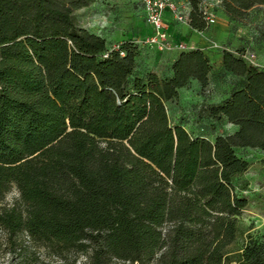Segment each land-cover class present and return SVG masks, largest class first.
<instances>
[{
  "label": "trees",
  "instance_id": "1",
  "mask_svg": "<svg viewBox=\"0 0 264 264\" xmlns=\"http://www.w3.org/2000/svg\"><path fill=\"white\" fill-rule=\"evenodd\" d=\"M88 1L0 0L7 264H26L25 240L66 264H264L262 229L238 243L249 189L237 182L249 162L236 152L264 153V69L223 49L221 67L241 83L202 108L235 129L191 134L169 122L166 103L191 81L207 88V54L181 50L170 75L138 74L136 37L109 48L75 23L73 10ZM188 1V25L202 31L201 0ZM220 7L241 20L264 0H220ZM12 186L19 202L3 206Z\"/></svg>",
  "mask_w": 264,
  "mask_h": 264
},
{
  "label": "rangeland",
  "instance_id": "2",
  "mask_svg": "<svg viewBox=\"0 0 264 264\" xmlns=\"http://www.w3.org/2000/svg\"><path fill=\"white\" fill-rule=\"evenodd\" d=\"M214 10L217 14V23L206 26L202 32L189 30L183 24H179V27L175 25L181 35L185 36L181 39L188 48L199 45L207 54L212 65L207 88L202 90L196 81H191L180 91L176 100L166 103L171 124L183 123L191 134H204L210 138L226 134L231 129L224 121L207 118L202 106L220 102L241 83L239 77L225 72L221 67L219 60L222 50L228 49L241 56L254 54L255 63L264 69V7L250 9L247 16L241 20L229 19L220 5L215 6ZM73 16L79 27L105 38L109 48L117 47L125 40L144 37L148 32L137 0H89L86 6L74 9ZM178 53L179 51L158 52L142 46L137 55L136 71L143 74L151 70L160 77H166L171 74V63ZM201 126L204 127L203 131L200 130ZM236 152L246 158L250 165L249 172L237 182L241 187L244 180H249V192L245 195L249 202L239 217L241 232L238 243H240L246 238L247 232L255 233L261 229L264 231V153L257 149H236ZM19 198L16 187L12 186L5 195L2 205L18 203ZM22 246L27 248L26 264H66L50 252L34 248L27 240ZM12 255L11 249L0 236V264H7ZM77 260L83 262L85 256L80 255ZM113 264L131 263L115 260Z\"/></svg>",
  "mask_w": 264,
  "mask_h": 264
},
{
  "label": "built area",
  "instance_id": "3",
  "mask_svg": "<svg viewBox=\"0 0 264 264\" xmlns=\"http://www.w3.org/2000/svg\"><path fill=\"white\" fill-rule=\"evenodd\" d=\"M148 27L144 37L136 38L139 45L158 52H176L188 49L187 44L173 33V24H183L188 28L190 4L188 0H137ZM220 0H201L200 10L207 26L217 23L215 6ZM193 31L202 32L200 30ZM248 62L255 63L254 54L242 55Z\"/></svg>",
  "mask_w": 264,
  "mask_h": 264
},
{
  "label": "crops",
  "instance_id": "4",
  "mask_svg": "<svg viewBox=\"0 0 264 264\" xmlns=\"http://www.w3.org/2000/svg\"><path fill=\"white\" fill-rule=\"evenodd\" d=\"M175 25H176V23H174V25H173V33H175L176 36L179 37L180 39L181 38H184L185 36L181 35V32L178 30V28ZM177 25H178V27L180 26L179 24H177ZM189 30H191V29L189 28ZM198 47H201V46L198 45ZM229 127H230L231 130H234L235 129V126H233V125H229ZM249 169H250V165H249L248 170L243 175H246L247 172H249ZM243 175L240 178H242ZM247 181H249V180H247Z\"/></svg>",
  "mask_w": 264,
  "mask_h": 264
}]
</instances>
